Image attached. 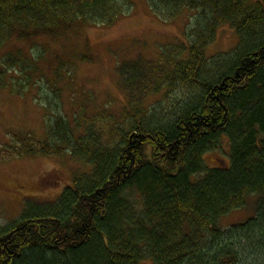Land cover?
<instances>
[{
	"label": "trees",
	"instance_id": "obj_1",
	"mask_svg": "<svg viewBox=\"0 0 264 264\" xmlns=\"http://www.w3.org/2000/svg\"><path fill=\"white\" fill-rule=\"evenodd\" d=\"M148 3L167 21L198 11L186 32L189 44L162 52L156 79L146 68L133 73L137 95L132 92L135 102L118 134L109 126L97 129L93 118L83 119L85 126L77 119L70 124L60 111L49 116L46 140L12 137L6 159L70 151L90 168L57 201L26 204L19 219L0 229V264H264V2ZM131 5L0 0V48L14 36L25 41L69 25H113ZM222 25L232 26L238 45L207 58ZM4 62L12 66L13 60ZM164 89L156 105H144L147 95ZM217 151L224 164L212 166L207 156ZM254 197L253 218L221 228L223 217Z\"/></svg>",
	"mask_w": 264,
	"mask_h": 264
},
{
	"label": "rangeland",
	"instance_id": "obj_2",
	"mask_svg": "<svg viewBox=\"0 0 264 264\" xmlns=\"http://www.w3.org/2000/svg\"><path fill=\"white\" fill-rule=\"evenodd\" d=\"M128 13L113 25H69L53 36L25 41L14 36L0 48V74L6 72L0 79V229L19 219L26 204L47 206L57 201L63 190L90 168L76 162L70 151L60 156L6 159L4 150L12 149V137L30 134L29 138L46 140L47 124L54 119L49 116L60 111L70 124L77 119L85 126L83 119L93 118L97 129L109 126L110 134H118L127 123V107L135 102L132 92L137 95L133 73L146 68V75L156 79L162 52L170 46L189 44L186 32L194 26L199 12L183 10L179 18L167 21L152 12L148 0H132ZM237 45L232 26L222 25L205 55L212 58L228 54ZM8 56L12 66L4 62ZM143 81L152 83L146 76ZM167 91L147 95L144 105H156ZM172 95L179 99L183 92L173 91ZM107 116L113 120L107 122L103 118ZM228 152L229 144L225 143L223 155L227 157ZM223 155L221 151L211 153L207 161L220 166L224 164ZM256 201V197L251 198L245 207L223 217L221 228L253 218ZM142 264L153 263L147 260Z\"/></svg>",
	"mask_w": 264,
	"mask_h": 264
}]
</instances>
